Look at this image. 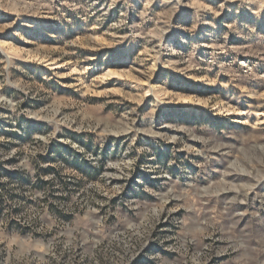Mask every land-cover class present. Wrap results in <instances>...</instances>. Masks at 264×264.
<instances>
[{
    "label": "rangeland",
    "instance_id": "374dc122",
    "mask_svg": "<svg viewBox=\"0 0 264 264\" xmlns=\"http://www.w3.org/2000/svg\"><path fill=\"white\" fill-rule=\"evenodd\" d=\"M0 264H264V0H0Z\"/></svg>",
    "mask_w": 264,
    "mask_h": 264
}]
</instances>
